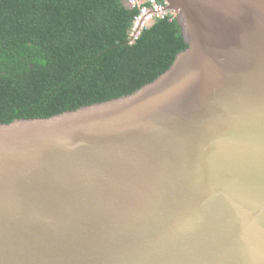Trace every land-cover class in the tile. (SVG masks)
Segmentation results:
<instances>
[{
    "label": "water",
    "instance_id": "1",
    "mask_svg": "<svg viewBox=\"0 0 264 264\" xmlns=\"http://www.w3.org/2000/svg\"><path fill=\"white\" fill-rule=\"evenodd\" d=\"M161 1L156 79L0 123V264H264V0Z\"/></svg>",
    "mask_w": 264,
    "mask_h": 264
},
{
    "label": "trees",
    "instance_id": "2",
    "mask_svg": "<svg viewBox=\"0 0 264 264\" xmlns=\"http://www.w3.org/2000/svg\"><path fill=\"white\" fill-rule=\"evenodd\" d=\"M137 13L126 0H0V123L125 96L165 72L187 46L176 16L130 41Z\"/></svg>",
    "mask_w": 264,
    "mask_h": 264
},
{
    "label": "built area",
    "instance_id": "3",
    "mask_svg": "<svg viewBox=\"0 0 264 264\" xmlns=\"http://www.w3.org/2000/svg\"><path fill=\"white\" fill-rule=\"evenodd\" d=\"M126 2L129 6L138 8L129 33L130 41L135 40L141 30L151 25L156 19L164 18L168 14L173 16L177 14L173 10H165L164 3H160L158 0H126Z\"/></svg>",
    "mask_w": 264,
    "mask_h": 264
}]
</instances>
